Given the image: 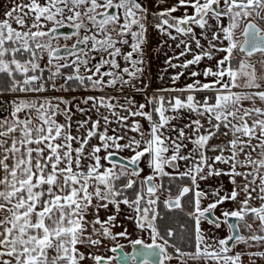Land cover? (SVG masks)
<instances>
[{
  "label": "snow or ice",
  "instance_id": "obj_1",
  "mask_svg": "<svg viewBox=\"0 0 264 264\" xmlns=\"http://www.w3.org/2000/svg\"><path fill=\"white\" fill-rule=\"evenodd\" d=\"M150 30L172 42L164 86ZM165 178V208L188 218L179 240L157 224ZM122 206L150 243L115 231ZM130 260L264 264V0L0 12V264Z\"/></svg>",
  "mask_w": 264,
  "mask_h": 264
},
{
  "label": "rangeland",
  "instance_id": "obj_2",
  "mask_svg": "<svg viewBox=\"0 0 264 264\" xmlns=\"http://www.w3.org/2000/svg\"><path fill=\"white\" fill-rule=\"evenodd\" d=\"M8 3H9V0H0V12L3 11L4 7L6 5H8ZM149 39H150V46H149L150 50L148 52L147 58L151 64V71H152V74L154 77V84L164 86V82H161L160 80L155 79V77L158 75V73L160 72V70L164 66V60H165L166 56H170L173 54L172 49H170L168 47V44H171L172 42L168 41L167 44H164L163 47H161V40L167 41V37H161L158 33L151 32V30H150ZM157 48H160V51L157 52L156 51ZM206 63L207 62L202 63L199 67L203 68L206 65ZM193 70H197L195 68V66H194ZM185 79H187V77L182 78L179 83L182 85L184 83ZM52 94L55 95L56 93H52ZM5 107H7V105H5ZM148 171L149 170L146 168L145 174H147ZM163 183L165 185V192L160 194L161 195V202L163 201V199H165L167 197V189L169 187V180L167 178H165ZM177 183L178 182H173L172 188H176ZM163 206H164V204H163ZM122 209H123L122 214L117 219V227L115 228V231H121V230H123V228H127L128 231L131 233V239H136L137 237H140L143 235V238L145 239L146 242H151L148 239L146 234H141L138 230L135 229L134 225L131 222H129L125 219V214L127 213L128 210L124 206H122ZM110 211H112L111 208H110ZM104 215L105 214L103 212H101V216L103 217ZM120 225H123V228H121ZM120 243L124 245L123 249H129L131 247V244L128 242V240H121ZM109 254L112 255V253H109Z\"/></svg>",
  "mask_w": 264,
  "mask_h": 264
},
{
  "label": "trees",
  "instance_id": "obj_3",
  "mask_svg": "<svg viewBox=\"0 0 264 264\" xmlns=\"http://www.w3.org/2000/svg\"><path fill=\"white\" fill-rule=\"evenodd\" d=\"M173 192L176 191V188L171 189ZM159 208H160V215L162 214V217H160L157 221V224L163 232L167 227H172L175 232L177 239L179 240L180 236L182 235V230L180 228L181 224H187L188 223V218L184 215L183 212H181L179 209H173V210H168L163 206V203H159Z\"/></svg>",
  "mask_w": 264,
  "mask_h": 264
},
{
  "label": "flooded vegetation",
  "instance_id": "obj_4",
  "mask_svg": "<svg viewBox=\"0 0 264 264\" xmlns=\"http://www.w3.org/2000/svg\"><path fill=\"white\" fill-rule=\"evenodd\" d=\"M60 43L63 44L64 41L61 40ZM159 211H160V208H159V206H158V212H159ZM159 213H160V212H159ZM160 217H162V214H161V215L159 214V218H160ZM159 218H158V219H159ZM147 243H150V242H147ZM132 249H133V248H132V245H131V247H130L129 249H122V251L125 252V253H130V252H132ZM129 264H132L131 260L129 261Z\"/></svg>",
  "mask_w": 264,
  "mask_h": 264
},
{
  "label": "crops",
  "instance_id": "obj_5",
  "mask_svg": "<svg viewBox=\"0 0 264 264\" xmlns=\"http://www.w3.org/2000/svg\"><path fill=\"white\" fill-rule=\"evenodd\" d=\"M156 6L157 7H159V0H156ZM216 141H213V143H215ZM224 181H225V183L227 184V178H224ZM226 206H228V205H226ZM207 227V226H206ZM219 235H224V231L222 230V231H220L219 233H218Z\"/></svg>",
  "mask_w": 264,
  "mask_h": 264
},
{
  "label": "water",
  "instance_id": "obj_6",
  "mask_svg": "<svg viewBox=\"0 0 264 264\" xmlns=\"http://www.w3.org/2000/svg\"><path fill=\"white\" fill-rule=\"evenodd\" d=\"M138 247H140V246H135V248L133 247V249H132V252L133 251H135L136 250V248H138ZM119 252H120V254H123V253H125V252H123L122 250H118ZM132 252H130V253H132Z\"/></svg>",
  "mask_w": 264,
  "mask_h": 264
}]
</instances>
